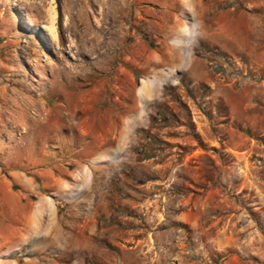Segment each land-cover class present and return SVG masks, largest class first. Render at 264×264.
I'll list each match as a JSON object with an SVG mask.
<instances>
[{
  "label": "rangeland",
  "instance_id": "rangeland-1",
  "mask_svg": "<svg viewBox=\"0 0 264 264\" xmlns=\"http://www.w3.org/2000/svg\"><path fill=\"white\" fill-rule=\"evenodd\" d=\"M0 264H264V0H0Z\"/></svg>",
  "mask_w": 264,
  "mask_h": 264
}]
</instances>
